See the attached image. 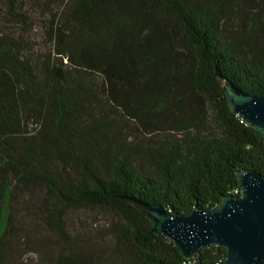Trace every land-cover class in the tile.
Here are the masks:
<instances>
[{"label": "trees", "instance_id": "trees-1", "mask_svg": "<svg viewBox=\"0 0 264 264\" xmlns=\"http://www.w3.org/2000/svg\"><path fill=\"white\" fill-rule=\"evenodd\" d=\"M237 9L235 0H68L50 27L53 53L39 65L0 38V264L12 263L22 235L47 264L224 263L222 246L185 258L151 233L138 202L187 216L234 195L239 171L264 175V137L231 111L217 77L264 95V42L242 44L223 30ZM254 17L264 21V9ZM100 91L146 131L180 136L151 149L128 141ZM31 120L40 124L35 136ZM21 191L43 192L44 222L63 250L22 233L13 206ZM82 206L119 216L105 247L69 244L64 210Z\"/></svg>", "mask_w": 264, "mask_h": 264}, {"label": "rangeland", "instance_id": "rangeland-1", "mask_svg": "<svg viewBox=\"0 0 264 264\" xmlns=\"http://www.w3.org/2000/svg\"><path fill=\"white\" fill-rule=\"evenodd\" d=\"M67 1L0 0L1 40L21 52L24 58L39 65L48 58L50 52L53 53V42L49 37L50 27L53 23L61 24V15ZM235 1L238 9L228 16L223 26L226 35L231 40H238L242 44L248 36L259 38L264 42V21L254 17L257 10L261 7L264 9V0ZM221 81L222 86L226 88L228 85L226 80L221 79ZM98 99L100 104L104 105L106 114L116 122L121 136L127 138L128 141L138 143L144 149L157 146L160 139L180 136L175 131H171L169 135L167 130H156L157 128L151 125H147L146 131L140 124L127 119L121 109L109 104L102 91ZM188 113L189 110H186L185 116H188ZM179 118H184L183 114ZM165 122L163 123L171 126L167 121ZM155 124L162 126V122ZM172 125H176L175 122ZM28 128L29 134L35 136L40 124H35V121L31 120ZM42 196L43 192H38V195L33 196L22 191L15 195L13 206L17 211L18 227L21 228L22 233L24 230L30 234V238H44L49 250H63L66 244L61 242L44 222L45 210L39 202ZM64 211V225L69 244L75 249L90 244H103L102 246L105 247V244L111 240L109 235L112 225L120 219L112 210L100 206H82ZM22 236L16 242L11 264H47L45 258L34 251L27 243L28 240L24 235Z\"/></svg>", "mask_w": 264, "mask_h": 264}, {"label": "water", "instance_id": "water-1", "mask_svg": "<svg viewBox=\"0 0 264 264\" xmlns=\"http://www.w3.org/2000/svg\"><path fill=\"white\" fill-rule=\"evenodd\" d=\"M226 80L225 93L232 112L264 137V95H253ZM241 193L224 196L218 207L195 206L187 216H175L161 204L139 201L153 223L152 234L174 242L180 253L192 259L202 249H227L223 264H264V175L252 170L237 174Z\"/></svg>", "mask_w": 264, "mask_h": 264}, {"label": "built area", "instance_id": "built-area-1", "mask_svg": "<svg viewBox=\"0 0 264 264\" xmlns=\"http://www.w3.org/2000/svg\"><path fill=\"white\" fill-rule=\"evenodd\" d=\"M241 193V189H240V187H237L234 191H233V194L234 195H238V194H240Z\"/></svg>", "mask_w": 264, "mask_h": 264}]
</instances>
